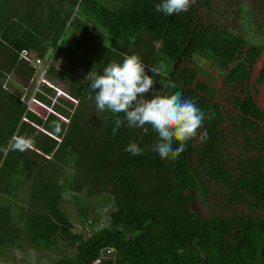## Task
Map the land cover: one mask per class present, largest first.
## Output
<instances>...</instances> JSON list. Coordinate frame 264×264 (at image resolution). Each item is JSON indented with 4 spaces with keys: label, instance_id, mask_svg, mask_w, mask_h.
I'll return each instance as SVG.
<instances>
[{
    "label": "trees",
    "instance_id": "1",
    "mask_svg": "<svg viewBox=\"0 0 264 264\" xmlns=\"http://www.w3.org/2000/svg\"><path fill=\"white\" fill-rule=\"evenodd\" d=\"M213 1L167 16L156 11L161 0H0V148L14 134L34 140L30 150L0 152V256L19 248L33 259L15 264H42L40 251L56 255L46 264H264V221L192 210L199 160L216 141L191 139L175 160L161 159L151 127L117 128L89 87L111 61L137 54L150 76L156 70L146 98L180 92L206 115L208 101L191 88L197 70L177 59L226 61L230 45L237 50V37L216 27ZM130 142L140 155L125 151Z\"/></svg>",
    "mask_w": 264,
    "mask_h": 264
},
{
    "label": "flooded vegetation",
    "instance_id": "2",
    "mask_svg": "<svg viewBox=\"0 0 264 264\" xmlns=\"http://www.w3.org/2000/svg\"><path fill=\"white\" fill-rule=\"evenodd\" d=\"M212 6L214 25L221 24L239 45L236 51L230 45L232 57L226 61L177 59L182 68L197 70L191 88L212 108L214 123L207 137L216 141L215 154L199 160V190L192 193L191 207L205 220L219 216L264 221V111L256 104L264 82V63L257 67L264 54V0H214ZM197 7L198 16H210L209 9ZM210 158L217 165L209 171L204 163ZM231 232L230 238L235 236V230Z\"/></svg>",
    "mask_w": 264,
    "mask_h": 264
},
{
    "label": "clouds",
    "instance_id": "3",
    "mask_svg": "<svg viewBox=\"0 0 264 264\" xmlns=\"http://www.w3.org/2000/svg\"><path fill=\"white\" fill-rule=\"evenodd\" d=\"M192 0H161L155 5L157 12L167 16L187 11ZM137 54L125 56L122 63L111 61L102 74L91 75L89 87L95 94L96 107L100 111L109 110L117 114L116 126L126 124L130 128L150 126L157 134L153 145L154 152L161 159L175 160L186 148V142L207 137L201 131L205 113L191 98H184L182 93L171 95H153L150 99L146 94L153 90L156 81L155 69L145 70ZM90 74V73H89ZM92 98L91 96L89 97ZM123 113L120 118L119 114ZM174 142L178 146L174 147ZM34 140L28 136L14 134L7 147L0 152L25 151L33 147ZM125 151L132 155H140L141 149L135 142H130Z\"/></svg>",
    "mask_w": 264,
    "mask_h": 264
},
{
    "label": "rangeland",
    "instance_id": "4",
    "mask_svg": "<svg viewBox=\"0 0 264 264\" xmlns=\"http://www.w3.org/2000/svg\"><path fill=\"white\" fill-rule=\"evenodd\" d=\"M61 66L62 64H57ZM34 81L36 82V78H38V74L34 77ZM39 81V78H38ZM27 91L26 94L28 95L29 91L32 89V85L26 87ZM26 95V96H27ZM96 119H99V114L95 115ZM67 214L70 219L74 222L75 229L80 230L83 229L82 226L76 221L74 209L72 206L66 205ZM105 210V209H103ZM101 224H106V219L103 218L101 220ZM41 255V256H39ZM39 259V263L46 264L51 258H56V255L52 252L45 253V251H40L38 255H36ZM33 257L29 256L25 253V251L20 250L19 248H10L8 249L2 256H0V264H15L21 260L32 261Z\"/></svg>",
    "mask_w": 264,
    "mask_h": 264
},
{
    "label": "water",
    "instance_id": "5",
    "mask_svg": "<svg viewBox=\"0 0 264 264\" xmlns=\"http://www.w3.org/2000/svg\"><path fill=\"white\" fill-rule=\"evenodd\" d=\"M262 63H264V54L260 57L257 67ZM256 104L264 111V82L259 85V95L256 99Z\"/></svg>",
    "mask_w": 264,
    "mask_h": 264
},
{
    "label": "built area",
    "instance_id": "6",
    "mask_svg": "<svg viewBox=\"0 0 264 264\" xmlns=\"http://www.w3.org/2000/svg\"><path fill=\"white\" fill-rule=\"evenodd\" d=\"M23 53H22V56L24 57V58H27V56H28V53H27V51H22ZM33 64L35 65V66H39L40 65V59H35L34 60V62H33Z\"/></svg>",
    "mask_w": 264,
    "mask_h": 264
}]
</instances>
